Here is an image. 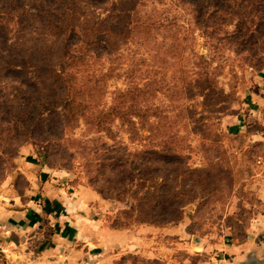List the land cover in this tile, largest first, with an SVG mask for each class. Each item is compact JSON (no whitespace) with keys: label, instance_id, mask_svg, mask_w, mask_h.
I'll return each instance as SVG.
<instances>
[{"label":"rangeland","instance_id":"rangeland-1","mask_svg":"<svg viewBox=\"0 0 264 264\" xmlns=\"http://www.w3.org/2000/svg\"><path fill=\"white\" fill-rule=\"evenodd\" d=\"M176 13L184 32L179 37L185 40L191 15ZM237 22L226 27V33L234 31ZM193 35V47L186 48L177 63L171 58L164 65L161 49L120 45L117 74L122 76L109 81L104 105L110 102V92L136 77L140 87L151 84L158 90L149 103L155 118L138 124L134 133L114 122V137H101L110 157L103 165L93 161L84 168L77 158L52 157L55 164L67 165L73 185L84 184L95 193L101 227L136 230L147 242L138 256L116 254L117 264H231L229 257L249 247L264 230V36L249 49L252 52L248 46L241 51L226 46L221 57L211 54V41L199 31ZM193 52L204 59L214 56V76L208 72L214 88L192 82L185 92L173 94L184 86L185 72L193 74ZM168 63L175 64L165 68ZM24 88L19 81L0 77V188L11 180L25 187L20 160L44 161V143L8 131L12 115L17 121L18 112L24 111L16 110ZM141 107L144 110L146 103ZM90 136L96 135L82 124L75 130L81 141ZM196 236L203 238L202 248L194 246Z\"/></svg>","mask_w":264,"mask_h":264},{"label":"trees","instance_id":"trees-1","mask_svg":"<svg viewBox=\"0 0 264 264\" xmlns=\"http://www.w3.org/2000/svg\"><path fill=\"white\" fill-rule=\"evenodd\" d=\"M174 2L0 0V77L19 81L25 87L17 96L16 108L24 111L18 112L17 121L12 115L8 131L44 143V162L53 170L67 172L65 163L52 161L56 155L59 159L62 155L77 158L84 168L91 167L93 161L103 165L110 157L101 137H114L111 125L119 122L134 133L138 124L155 118L156 111L149 103L158 90L151 84L140 87L136 77H129L127 87L110 92V102L104 105L109 81L122 76L117 74L122 64L116 55L120 45L136 44L147 51L161 49L164 65L171 58L177 63L185 49L191 44L193 47L196 31L211 41V54L221 57L226 46L238 51L245 46L253 49L264 36V0ZM95 9L103 12L96 13ZM176 11L191 15L190 37L185 40L179 37L184 32ZM234 20L238 21L235 30L226 33ZM155 57L151 55L153 61ZM213 61L214 56L204 59L193 52L192 76L185 72L184 86L172 93L185 92L192 82L208 90L214 88L213 77L211 82L208 74L214 71ZM174 64L168 63L165 68ZM127 73L123 75L127 77ZM190 88L196 86L191 84ZM81 124L96 136L77 139L75 130Z\"/></svg>","mask_w":264,"mask_h":264},{"label":"crops","instance_id":"crops-1","mask_svg":"<svg viewBox=\"0 0 264 264\" xmlns=\"http://www.w3.org/2000/svg\"><path fill=\"white\" fill-rule=\"evenodd\" d=\"M33 158L20 160L25 187L11 180L0 188V241L6 248L0 264H11L21 250L37 261L55 257L66 264H117L116 254H142L147 242L139 232L100 226L91 189Z\"/></svg>","mask_w":264,"mask_h":264},{"label":"water","instance_id":"water-1","mask_svg":"<svg viewBox=\"0 0 264 264\" xmlns=\"http://www.w3.org/2000/svg\"><path fill=\"white\" fill-rule=\"evenodd\" d=\"M257 238L253 243L243 250L238 255H232L229 257L231 264H264V230H261L257 234ZM193 244L197 248H202L204 244L203 238L194 237ZM11 264H66L64 261L55 257H51L48 262L37 261L32 259L25 253L24 250L17 252L14 258L11 260Z\"/></svg>","mask_w":264,"mask_h":264},{"label":"built area","instance_id":"built-area-1","mask_svg":"<svg viewBox=\"0 0 264 264\" xmlns=\"http://www.w3.org/2000/svg\"><path fill=\"white\" fill-rule=\"evenodd\" d=\"M6 248L5 245L0 241V259L5 258Z\"/></svg>","mask_w":264,"mask_h":264}]
</instances>
